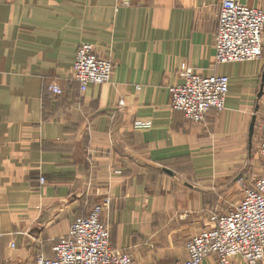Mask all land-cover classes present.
Listing matches in <instances>:
<instances>
[{"label": "crops", "instance_id": "crops-1", "mask_svg": "<svg viewBox=\"0 0 264 264\" xmlns=\"http://www.w3.org/2000/svg\"><path fill=\"white\" fill-rule=\"evenodd\" d=\"M221 1L0 0V264L52 258L104 198L112 248L138 264L184 260V244L225 214L245 94L260 74L259 99L264 66L215 61ZM83 43L113 63L111 81L85 92L71 78ZM187 69L229 79L224 110L201 124L170 107Z\"/></svg>", "mask_w": 264, "mask_h": 264}, {"label": "built area", "instance_id": "built-area-1", "mask_svg": "<svg viewBox=\"0 0 264 264\" xmlns=\"http://www.w3.org/2000/svg\"><path fill=\"white\" fill-rule=\"evenodd\" d=\"M263 34L264 11L244 7L239 0H222L213 37L215 61L226 64L260 59ZM112 72L111 59L99 56L92 45L83 43L77 48L71 73L81 92L91 85L109 83ZM181 79L168 89L170 107L188 122L200 124L211 111L224 110L227 76L201 77L187 69ZM49 90L62 94L56 85ZM257 130L258 155L264 166V116ZM40 182L44 184V179ZM108 206L109 199H104L86 217L73 220L67 235L52 247V258L38 255L23 264H138L129 253L112 248L109 227L100 220ZM184 247L186 258L176 264H202L208 257H214L217 264H231L233 258L245 264H264V177L244 188L232 211L218 216L214 226L192 236Z\"/></svg>", "mask_w": 264, "mask_h": 264}, {"label": "rangeland", "instance_id": "rangeland-1", "mask_svg": "<svg viewBox=\"0 0 264 264\" xmlns=\"http://www.w3.org/2000/svg\"><path fill=\"white\" fill-rule=\"evenodd\" d=\"M248 63L256 65L258 69L257 73H260L264 66V54L260 59ZM243 64H247V62ZM71 78H72V73H71ZM256 78L257 81L254 90L250 93L245 94L246 103H249L248 108L246 109L247 114L250 113L252 114L251 118L252 116L253 118H255L253 136L251 139V144L248 145V136H247L249 133L248 126L252 122V120L251 118L250 121L246 119L245 123L247 124L243 126V130L245 131L241 138L240 149L237 148L238 152L235 155V158H233V162H232L233 164L229 165L227 169L228 173H227L226 182L227 183L230 182L231 188L228 191L229 198L227 199V202L225 204V213L238 202L244 188L250 187L257 178L264 177V166L262 165L260 161V157L258 155L259 135L257 130V127L264 116V82H263L262 96L259 99H257L256 95L259 91L258 84H260V74H257ZM104 199H108V198H104ZM103 200H101L99 203H101ZM109 205H110V200H109ZM219 215H217L216 218ZM216 218L213 219L212 221L215 222ZM109 234H110V229H109ZM110 244H111V239H110Z\"/></svg>", "mask_w": 264, "mask_h": 264}, {"label": "water", "instance_id": "water-1", "mask_svg": "<svg viewBox=\"0 0 264 264\" xmlns=\"http://www.w3.org/2000/svg\"><path fill=\"white\" fill-rule=\"evenodd\" d=\"M263 82H264V71H263V74H262V85H261V88H260V93L258 95V98H260L262 93H263ZM254 121H255V118L252 119V122H251V124L249 126V133H248V142H249V144H251V139H252V136H253Z\"/></svg>", "mask_w": 264, "mask_h": 264}]
</instances>
